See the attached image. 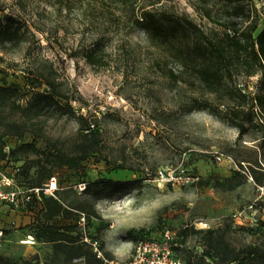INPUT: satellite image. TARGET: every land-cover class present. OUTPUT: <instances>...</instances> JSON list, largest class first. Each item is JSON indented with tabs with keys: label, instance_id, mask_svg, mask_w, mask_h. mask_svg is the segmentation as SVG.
Wrapping results in <instances>:
<instances>
[{
	"label": "rangeland",
	"instance_id": "rangeland-1",
	"mask_svg": "<svg viewBox=\"0 0 264 264\" xmlns=\"http://www.w3.org/2000/svg\"><path fill=\"white\" fill-rule=\"evenodd\" d=\"M157 8L192 19L211 36L225 31L219 21L246 25L249 17H258L264 26V0H162ZM6 25H18L21 32L17 41L0 44V85L19 91L5 112L21 117L13 99L25 106L33 93L27 78L51 67L70 97L62 108L34 110L29 120L19 118L28 130L22 137L5 138L7 150L32 141L39 148L13 159L24 165L23 183L32 182L47 165L59 195L83 205L93 201L97 189L83 190L89 183H131L121 198L96 201L99 216L81 223L58 218V225L78 223L74 235L98 239L106 260L130 256V230L156 239L169 230L182 243L176 249L179 257L203 259L204 264H237L239 249L264 247V182L246 173L250 165L264 168V109L256 108L257 126L240 134L227 117L233 104L203 88L165 42L133 24L111 25L94 17L85 1L62 7L53 0H0V28ZM91 50L105 64L90 63L86 53ZM234 80L250 96L264 90L260 74L235 73ZM193 98L208 101L214 112L195 108ZM87 121L94 126L87 129ZM88 131L98 136L100 145L79 169H57L44 161L43 152L50 149L75 154ZM160 169L174 175L185 171L204 184L162 181ZM47 182L48 188L55 184L52 178ZM12 213L15 218L6 221ZM23 216L0 206V256L15 264L84 263L75 250L81 241H37L36 226L24 224ZM210 229L215 230L212 237ZM31 237L34 243L28 241Z\"/></svg>",
	"mask_w": 264,
	"mask_h": 264
},
{
	"label": "trees",
	"instance_id": "trees-1",
	"mask_svg": "<svg viewBox=\"0 0 264 264\" xmlns=\"http://www.w3.org/2000/svg\"><path fill=\"white\" fill-rule=\"evenodd\" d=\"M53 1L62 7H69L74 3L85 1L94 17L104 19L111 25H120L125 22L133 24L152 38L165 42L169 48L174 50L173 57L196 75L203 88L233 104L227 109V117L228 121L238 127L240 134H244L250 126H257L256 108L257 110L264 109V90L262 89L260 93L250 96L235 83L234 75L239 73L250 77L260 74L264 83V26L260 27L258 17H249L246 25L219 21L225 31L223 34L211 36L188 17H180L167 11H159L157 6L162 0ZM204 12L207 16L212 17L210 8L205 7ZM20 32L21 27L18 25L1 27L0 44L17 41ZM86 57L92 64H105L102 56H98L93 50L87 52ZM27 80L33 93L26 105L16 103V99L12 101L21 111V117L18 118L10 117L5 112L12 98L19 94L18 89L12 86L0 85V166L17 165L13 162V159L19 153L39 152V148L34 141L25 142L16 148L7 150L5 144L7 136L22 137L28 130L26 121H19L22 120V117L29 120V114L34 110L46 109L47 107L62 108L64 106L63 100H69L70 98L58 82L52 67L50 71L42 70L38 75L28 77ZM219 104H224V102L221 101ZM193 105L195 108L214 112L212 105L206 100L199 101L197 98H193ZM81 119L85 120L83 116H81ZM88 124L87 129L90 128V125L94 126L93 123L88 122ZM260 138L264 140V130ZM99 145L98 136L92 131H88L83 134V140L80 142L81 147L78 148L75 154L50 149L43 152V158L47 164H51L52 167L57 169H79L82 163L97 150ZM240 165L243 167V163L240 162ZM118 168L125 169L126 166L119 164ZM246 173L257 183L264 182V168L260 165H250V169H247ZM24 174V165H20V171L17 174L19 186L40 189L38 194L33 192L32 198L17 211L33 217L31 222L36 226L33 237L37 241L53 243L54 245L81 241L82 244L75 247V250L77 256L83 259V264H110L114 259L106 260L104 256H99L93 245L96 242L98 250L104 251L98 239L91 240L88 236L80 239L77 235H74L78 223L58 225L56 220L58 218L64 220L78 218V222L81 223L83 217L86 219L88 216H99L95 207L96 201L99 199L121 198L131 186V183L110 179H101L89 183L83 190L93 186H96L97 189L93 193V201L89 205H83L74 201L67 203V200L59 195L58 187L53 194L45 192L47 181L55 177L51 169L47 168V165L41 167L37 172V176L30 183H23ZM240 174L239 171L235 172L236 176ZM189 175L194 178L193 183L197 182L200 186L204 184L200 178ZM182 232L184 233V231ZM207 234L208 237H212L215 230L210 229ZM126 238L129 241L136 242L140 239L153 237L148 235L138 237L133 230H130ZM234 260L237 264H264V247L253 244L239 249ZM185 261L187 264H204L203 259L196 261L191 257ZM0 264L15 263L7 257L0 256Z\"/></svg>",
	"mask_w": 264,
	"mask_h": 264
},
{
	"label": "built area",
	"instance_id": "built-area-1",
	"mask_svg": "<svg viewBox=\"0 0 264 264\" xmlns=\"http://www.w3.org/2000/svg\"><path fill=\"white\" fill-rule=\"evenodd\" d=\"M217 158L222 160L223 157L218 155ZM19 171L20 165L0 166V206L6 204L14 211H19L20 207L25 205L32 198V193L35 192L38 194L40 190L39 188L19 186L17 182V174ZM157 177L162 181L173 183L183 182L184 184L194 180L192 176L184 171L178 175H174V172H166L163 169L157 172ZM55 179V177L52 178V181H55L54 186L48 188L49 186L47 184L45 192L54 193L57 188ZM261 190L264 196V186L261 187ZM82 220H84V217ZM2 234L3 231L0 229V236H2ZM133 243L132 252L126 260H112L110 264H187L186 261L176 253V249L181 246L182 243L178 241L174 233L169 230L164 233L161 239H140ZM93 245L96 251H98V255L102 256V252L98 250L97 243L95 242Z\"/></svg>",
	"mask_w": 264,
	"mask_h": 264
},
{
	"label": "crops",
	"instance_id": "crops-1",
	"mask_svg": "<svg viewBox=\"0 0 264 264\" xmlns=\"http://www.w3.org/2000/svg\"><path fill=\"white\" fill-rule=\"evenodd\" d=\"M13 215V216H12ZM6 218V221H9V220H11L12 218L14 219L15 217H14V214L12 213L11 214V216H7V217H5ZM32 216L31 215H24L23 216V223L24 224H26L27 222L29 223V222H31V220H32ZM1 223H2V221L0 222V225H1Z\"/></svg>",
	"mask_w": 264,
	"mask_h": 264
},
{
	"label": "bare ground",
	"instance_id": "bare-ground-1",
	"mask_svg": "<svg viewBox=\"0 0 264 264\" xmlns=\"http://www.w3.org/2000/svg\"><path fill=\"white\" fill-rule=\"evenodd\" d=\"M31 238H32V237H31ZM33 239H34V238H32V240L29 239L28 241H29L30 243H34ZM28 241H26V243H27Z\"/></svg>",
	"mask_w": 264,
	"mask_h": 264
}]
</instances>
